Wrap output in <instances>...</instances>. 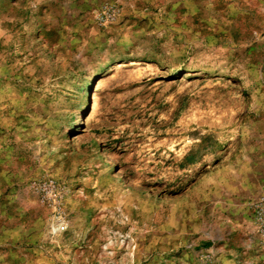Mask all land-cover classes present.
<instances>
[{
	"label": "rangeland",
	"instance_id": "374dc122",
	"mask_svg": "<svg viewBox=\"0 0 264 264\" xmlns=\"http://www.w3.org/2000/svg\"><path fill=\"white\" fill-rule=\"evenodd\" d=\"M263 191L264 0H0V264H264Z\"/></svg>",
	"mask_w": 264,
	"mask_h": 264
},
{
	"label": "built area",
	"instance_id": "2783aa9c",
	"mask_svg": "<svg viewBox=\"0 0 264 264\" xmlns=\"http://www.w3.org/2000/svg\"><path fill=\"white\" fill-rule=\"evenodd\" d=\"M101 17L106 20L116 18V12L113 8H106ZM31 188L41 197L42 201L55 205L58 201L56 192L59 188L57 182L53 179H33L30 182ZM254 212H256V229L264 243V191L257 201L254 202Z\"/></svg>",
	"mask_w": 264,
	"mask_h": 264
},
{
	"label": "bare ground",
	"instance_id": "6f19581e",
	"mask_svg": "<svg viewBox=\"0 0 264 264\" xmlns=\"http://www.w3.org/2000/svg\"><path fill=\"white\" fill-rule=\"evenodd\" d=\"M95 97H96V95H95ZM95 97H93L94 99H95ZM72 133V132H71Z\"/></svg>",
	"mask_w": 264,
	"mask_h": 264
}]
</instances>
